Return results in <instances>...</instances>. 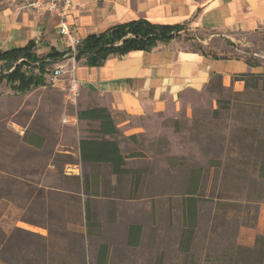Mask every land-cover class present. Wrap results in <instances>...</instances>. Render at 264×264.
I'll use <instances>...</instances> for the list:
<instances>
[{"label":"rangeland","instance_id":"374dc122","mask_svg":"<svg viewBox=\"0 0 264 264\" xmlns=\"http://www.w3.org/2000/svg\"><path fill=\"white\" fill-rule=\"evenodd\" d=\"M236 38L240 52L222 42L215 52L251 59L264 73V31ZM48 77L47 85L24 94L0 83V264H92L101 243L109 246L108 264H220L224 250L251 247L264 235V178L257 176L264 160V77L237 88L235 81L212 79L203 90L186 91L166 110L130 123L137 126L132 141L123 136L128 127L118 129L123 152L139 155L128 166L140 185L134 190L129 175L117 186L104 183L90 202L100 234L90 236L75 179L82 172L75 130L82 133L85 125L63 121L77 101H66ZM96 125L83 136H99ZM33 131L44 136L40 149L23 142ZM197 168L196 227L184 251L181 200ZM130 224L142 227L138 246L127 244Z\"/></svg>","mask_w":264,"mask_h":264},{"label":"crops","instance_id":"0c3cea01","mask_svg":"<svg viewBox=\"0 0 264 264\" xmlns=\"http://www.w3.org/2000/svg\"><path fill=\"white\" fill-rule=\"evenodd\" d=\"M66 16L80 41L110 26L138 18L159 25H183V34L194 35L192 40L180 36L168 44L159 42L150 51L110 55L99 64L89 66L84 59L74 58L69 44L58 33L55 16L40 14L32 8L18 10L2 3L0 56L28 43H33L38 56L65 52L62 59L53 64L62 65L65 74L52 86L63 93L70 76L78 81L80 89L72 117L85 125L82 133L75 130L77 165L82 171L76 176L81 180L88 171L82 169L87 165L80 161L79 140L87 137L83 133H89V124L98 122L78 119V111L95 106L106 108L119 130L128 127L123 136L132 141V136L137 134L132 130L137 126L130 123H139L145 117L166 110L180 94L203 90L216 75L224 85H230L236 73L256 72L255 67L248 66L241 58H213L202 54L198 46L215 51L216 44L222 42L226 46L225 39L238 44L237 34L264 31V0H72ZM241 84L239 80L234 82L236 88ZM94 132L98 133V125ZM120 150L125 155L121 143ZM129 160L126 158L127 168ZM110 178L114 183V175Z\"/></svg>","mask_w":264,"mask_h":264},{"label":"trees","instance_id":"16d2710c","mask_svg":"<svg viewBox=\"0 0 264 264\" xmlns=\"http://www.w3.org/2000/svg\"><path fill=\"white\" fill-rule=\"evenodd\" d=\"M183 25H159L138 18L133 21L124 22L118 25L110 26L93 36H89L80 41L76 47L74 58L84 59L86 64L94 66L108 58V56H119L123 53L143 50L150 51L157 46L159 42L170 43L173 39L185 34ZM226 46L229 49L239 51V45L234 44L229 39H225ZM199 51L204 55L213 58H241L251 67L258 66L257 62L249 60L241 56H229L224 53H216L212 49H203L198 46ZM240 52V51H239ZM65 54L59 52H51L50 54L38 56L35 54L33 43H28L23 48L12 49L0 56V83L5 81L8 85L16 89L17 94L31 91L39 86L47 85V76L50 75V68ZM264 73L245 72L236 73L231 77L232 81H243L245 86L250 85V81L254 80V84L258 79L263 78ZM212 79L220 80V76L216 75ZM208 81V82H209ZM78 119H88L97 121L98 133L97 137H82L79 140V157L82 165H89L90 170L84 172L80 181V190L82 196V214L83 228H85V236L99 235V224L93 220L90 202L93 198L101 195L104 183H111L108 176L114 175V186H117L122 177L131 176L130 182L134 184V190L140 185L139 176L136 171L125 167L126 158H135L139 155L135 153L122 154L120 150V141L117 136L119 131L115 126L114 119L104 107H92L81 109L77 112ZM109 136L111 139L105 138ZM134 138V136H132ZM23 142L34 148L40 149L44 146V137L41 134L32 132L28 138L24 137ZM172 159V158H169ZM264 178V160L259 163L258 175ZM201 169H192L187 178V184L184 189L181 200L182 224L183 232L181 235V246L186 251L191 243L192 234L196 227L197 219V201L196 196L200 188ZM98 229L95 231V229ZM142 227L137 224H130L127 232V244L138 246L140 244V236ZM82 237V236H81ZM95 260L92 264H108L109 246L101 243L97 249ZM220 264H264V235H257L253 246H232L228 250L220 253Z\"/></svg>","mask_w":264,"mask_h":264},{"label":"built area","instance_id":"2783aa9c","mask_svg":"<svg viewBox=\"0 0 264 264\" xmlns=\"http://www.w3.org/2000/svg\"><path fill=\"white\" fill-rule=\"evenodd\" d=\"M2 3L20 10L21 8H32L40 14H51L55 16L58 21L57 30L69 44L72 54L75 53L76 47L80 44V40L75 37L74 30H72L67 22V12L72 6V0H2ZM65 74L62 65L53 67L48 77V83L54 84L63 78ZM80 86L77 79L72 75L67 79L64 88V98L66 101L76 102L79 95ZM75 120V118H63L64 122Z\"/></svg>","mask_w":264,"mask_h":264}]
</instances>
